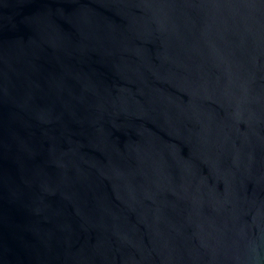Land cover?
<instances>
[{
	"label": "water",
	"instance_id": "95a60500",
	"mask_svg": "<svg viewBox=\"0 0 264 264\" xmlns=\"http://www.w3.org/2000/svg\"><path fill=\"white\" fill-rule=\"evenodd\" d=\"M0 264H264V0H0Z\"/></svg>",
	"mask_w": 264,
	"mask_h": 264
}]
</instances>
